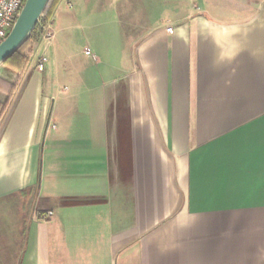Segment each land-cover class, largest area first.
Listing matches in <instances>:
<instances>
[{"label": "crops", "instance_id": "crops-1", "mask_svg": "<svg viewBox=\"0 0 264 264\" xmlns=\"http://www.w3.org/2000/svg\"><path fill=\"white\" fill-rule=\"evenodd\" d=\"M52 26L0 118V264H264V0Z\"/></svg>", "mask_w": 264, "mask_h": 264}, {"label": "trees", "instance_id": "trees-1", "mask_svg": "<svg viewBox=\"0 0 264 264\" xmlns=\"http://www.w3.org/2000/svg\"><path fill=\"white\" fill-rule=\"evenodd\" d=\"M60 1L61 0H49L47 7L31 37L22 45V47L17 52H15L2 64L16 72L17 79L14 83H10L0 78V87L7 88L6 92H4L6 98L5 101L0 100V118H2L10 98L13 96V93L16 91L18 85L20 84L31 62L32 57L35 54L37 43L40 40L41 36L39 32L40 26L42 24H45L49 20L53 21V15Z\"/></svg>", "mask_w": 264, "mask_h": 264}, {"label": "water", "instance_id": "water-1", "mask_svg": "<svg viewBox=\"0 0 264 264\" xmlns=\"http://www.w3.org/2000/svg\"><path fill=\"white\" fill-rule=\"evenodd\" d=\"M49 0H26L16 22L4 41L0 43V65L17 52L31 37Z\"/></svg>", "mask_w": 264, "mask_h": 264}, {"label": "built area", "instance_id": "built-area-1", "mask_svg": "<svg viewBox=\"0 0 264 264\" xmlns=\"http://www.w3.org/2000/svg\"><path fill=\"white\" fill-rule=\"evenodd\" d=\"M25 1L26 0H0V43L6 39L12 30ZM172 30L171 27L167 29L168 32H172ZM39 32L41 34L40 39L44 40L46 43H50L54 37L52 20L42 24L39 28ZM45 62V57L39 59L37 66L39 71H43ZM52 217V211H45L41 214L42 220H49Z\"/></svg>", "mask_w": 264, "mask_h": 264}, {"label": "rangeland", "instance_id": "rangeland-1", "mask_svg": "<svg viewBox=\"0 0 264 264\" xmlns=\"http://www.w3.org/2000/svg\"><path fill=\"white\" fill-rule=\"evenodd\" d=\"M86 48V47H85ZM86 51L88 50V47L87 49H85ZM90 52L87 53L84 58H85V62H91L93 63V52L91 50H89ZM41 53H43V51H41ZM40 53V55H41ZM41 57H45V56H41ZM40 57V58H41ZM47 58V57H45ZM14 73V74H13ZM16 74V72H14L13 70H11L10 68H8L7 66L5 65H1L0 66V78L4 79L5 81L7 82H10V83H14L17 79V74H16V79L13 81V77H15L14 75ZM13 81V82H12ZM2 88V89H1ZM6 87H0V92H6Z\"/></svg>", "mask_w": 264, "mask_h": 264}]
</instances>
